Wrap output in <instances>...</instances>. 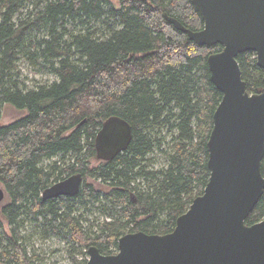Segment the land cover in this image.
<instances>
[{
	"label": "trees",
	"instance_id": "1",
	"mask_svg": "<svg viewBox=\"0 0 264 264\" xmlns=\"http://www.w3.org/2000/svg\"><path fill=\"white\" fill-rule=\"evenodd\" d=\"M116 2L0 0V183L9 196L0 210V264H59L37 251L34 238L65 241L71 264H85L92 245L117 253L128 232H171L204 192L207 142L223 96L208 56L223 46L198 45L166 20L202 29L191 0ZM23 57L56 79L30 87L16 65ZM238 61L248 91L261 92L256 54L240 53ZM7 103L26 114L2 124ZM112 115L132 124L133 139L100 160L95 138ZM158 153L166 158L161 167ZM94 158L100 163L90 167ZM77 172L84 177L77 195L42 197ZM263 219L264 194L246 223Z\"/></svg>",
	"mask_w": 264,
	"mask_h": 264
},
{
	"label": "water",
	"instance_id": "2",
	"mask_svg": "<svg viewBox=\"0 0 264 264\" xmlns=\"http://www.w3.org/2000/svg\"><path fill=\"white\" fill-rule=\"evenodd\" d=\"M191 1L204 20L202 29L165 18L198 45L223 46L208 56L211 79L223 93L207 142L210 178L171 232H128L114 254L92 245L85 264H264V219L246 223L264 194V89L248 91L238 61L240 53L253 51L264 68V0ZM132 139L128 120L108 117L95 138L97 158L114 159ZM83 180L74 173L48 186L42 197L75 196ZM5 197L0 186V203Z\"/></svg>",
	"mask_w": 264,
	"mask_h": 264
},
{
	"label": "rangeland",
	"instance_id": "3",
	"mask_svg": "<svg viewBox=\"0 0 264 264\" xmlns=\"http://www.w3.org/2000/svg\"><path fill=\"white\" fill-rule=\"evenodd\" d=\"M116 2V0H113ZM118 5V3L116 2ZM2 5L0 6V8ZM3 8V7H2ZM5 10V9H3ZM18 71L21 73V78L25 80V82L30 87H35L41 84H49L53 82V80L56 79V77L49 73H41L39 72L29 61H27L24 57L21 58L17 63ZM26 114V110L18 109L14 107L11 104H5L2 110V124H9L21 117H23ZM170 137L168 138V140ZM157 158V167H161L165 164V157L163 154L158 153ZM100 161H98L96 158L91 159L90 161V167H94L99 165ZM86 182H92L95 183L97 186H100L102 188H106L105 185H102L98 181H94L93 178L87 177L85 178ZM0 186L4 187L2 183H0ZM9 201V196L6 193V197L3 202L0 203V210L2 206ZM9 228L7 227V230ZM31 243L34 245V247L37 249L42 256L47 259L49 262H57L59 264H71V260L67 255V248L68 245L65 241L58 240L56 238H51L48 240H39L38 238H34ZM33 249V248H32ZM89 257V256H88Z\"/></svg>",
	"mask_w": 264,
	"mask_h": 264
},
{
	"label": "flooded vegetation",
	"instance_id": "4",
	"mask_svg": "<svg viewBox=\"0 0 264 264\" xmlns=\"http://www.w3.org/2000/svg\"><path fill=\"white\" fill-rule=\"evenodd\" d=\"M78 173V172H77ZM63 180V179H62ZM133 199H134V201H136L137 200V198H135L134 196H133Z\"/></svg>",
	"mask_w": 264,
	"mask_h": 264
}]
</instances>
